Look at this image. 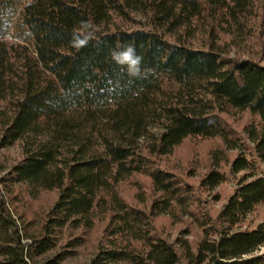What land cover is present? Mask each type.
I'll use <instances>...</instances> for the list:
<instances>
[{"label":"trees","instance_id":"trees-1","mask_svg":"<svg viewBox=\"0 0 264 264\" xmlns=\"http://www.w3.org/2000/svg\"><path fill=\"white\" fill-rule=\"evenodd\" d=\"M256 2L0 0V149L18 144L21 152L0 169V264H60L99 224L88 264H261L264 219L244 223L264 204L256 164L264 165V65L227 49L250 36ZM130 45L143 58L135 75L112 58ZM220 105L258 120L248 129L251 148L230 136ZM216 138L251 159L232 160V174L243 175L213 215L161 161L186 139ZM222 160L214 155L216 166ZM225 181L213 169L199 187ZM127 183L136 188L131 197ZM43 192H55V202L28 220L20 205ZM162 216L188 220L197 239L169 242L155 230Z\"/></svg>","mask_w":264,"mask_h":264},{"label":"rangeland","instance_id":"rangeland-1","mask_svg":"<svg viewBox=\"0 0 264 264\" xmlns=\"http://www.w3.org/2000/svg\"><path fill=\"white\" fill-rule=\"evenodd\" d=\"M255 6L256 15L250 23L252 29L250 30V36L245 40H239L238 43H235L236 45L229 46L227 48L229 51L228 56L231 58L251 59L264 65V0H257ZM117 25L123 29H136L138 27L120 20H117ZM221 41L228 42L230 38L221 36ZM163 87L170 92L176 89V85L169 81H163ZM218 108L217 114L228 128L230 136L245 142L248 147L251 148L253 144L249 141L247 133L250 126H256L258 124V120L248 111H240L226 105H220ZM153 131L159 132L160 129L154 128ZM216 153H222L223 157V160L219 162L217 166L214 162V155ZM241 153L251 159L248 150L244 152L239 145L229 150L219 138L211 140L186 139L175 149L171 156L161 161V166L193 186L196 198L200 199V205L208 210L209 213L216 215L232 195L238 179L243 175V173L233 175L231 171L232 160ZM20 158L21 152L18 144L10 148L0 149V169L9 168L19 161ZM256 164L258 167V174L264 173V165L259 161H256ZM213 169L224 173L226 181L212 191L201 189L199 187L201 179ZM138 181L140 189L145 192L148 198H151L152 192L149 187L148 179L142 177L138 178ZM135 189H133L131 183H127L123 188V194L126 197H131ZM56 197L57 194L55 192H43L36 200L28 202L25 208H22V204L20 207L26 213L28 220L33 219L38 221L53 205ZM263 219L264 204L259 205L255 211L247 217L244 225L254 227ZM154 226L155 230L171 243L180 237H184L189 241H195L198 236V230L186 219L175 222L168 216H162L155 220ZM184 229H188V235L182 234ZM100 232V224L91 231L86 232L84 236V245L77 250L75 256L65 259L60 264H88L97 241L100 238ZM82 233L83 231L81 230L74 231L71 232V235L79 237ZM65 238L68 237L65 236ZM255 254L263 258L261 264H264V247Z\"/></svg>","mask_w":264,"mask_h":264},{"label":"clouds","instance_id":"clouds-1","mask_svg":"<svg viewBox=\"0 0 264 264\" xmlns=\"http://www.w3.org/2000/svg\"><path fill=\"white\" fill-rule=\"evenodd\" d=\"M113 60L119 66L131 65V67L135 68V72H131L132 75L137 74L139 71V65L142 62V57L136 54L134 46H128L124 51L120 53H112ZM131 71V68L129 69Z\"/></svg>","mask_w":264,"mask_h":264}]
</instances>
